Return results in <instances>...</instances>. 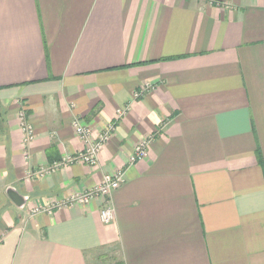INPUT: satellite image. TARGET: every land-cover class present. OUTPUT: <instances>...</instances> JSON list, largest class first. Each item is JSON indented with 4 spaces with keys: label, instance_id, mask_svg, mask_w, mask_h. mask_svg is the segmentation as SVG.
Masks as SVG:
<instances>
[{
    "label": "crops",
    "instance_id": "0c3cea01",
    "mask_svg": "<svg viewBox=\"0 0 264 264\" xmlns=\"http://www.w3.org/2000/svg\"><path fill=\"white\" fill-rule=\"evenodd\" d=\"M75 119L98 167L38 175ZM118 171L114 223L36 212ZM0 264H264V0H0Z\"/></svg>",
    "mask_w": 264,
    "mask_h": 264
},
{
    "label": "built area",
    "instance_id": "2783aa9c",
    "mask_svg": "<svg viewBox=\"0 0 264 264\" xmlns=\"http://www.w3.org/2000/svg\"><path fill=\"white\" fill-rule=\"evenodd\" d=\"M142 93H137L136 98L141 97ZM128 109L119 112V117H124ZM19 124L23 133V141L25 145L30 144L34 138V131L32 125L29 123L25 112L19 113ZM73 128L77 136L84 142L85 149L79 153L65 156L60 162L55 163L49 168H43L37 172L38 175L50 174L57 171L62 166H71L74 164H82L90 168H96L99 164L100 154L109 142L112 133L115 131V125L111 124L108 129L99 134L98 137H93V131L84 123L77 119L73 122ZM149 143H141L135 149V153L130 157V165H134L148 157ZM126 181V174L124 171H118L115 174H105L101 183L90 189L89 191L74 194L67 199L56 202L47 208H37L36 212H44L52 214L56 209H63L74 205H89L94 201L101 202L100 218L103 224L110 225L115 222L116 210L112 203V195L116 192Z\"/></svg>",
    "mask_w": 264,
    "mask_h": 264
},
{
    "label": "water",
    "instance_id": "95a60500",
    "mask_svg": "<svg viewBox=\"0 0 264 264\" xmlns=\"http://www.w3.org/2000/svg\"><path fill=\"white\" fill-rule=\"evenodd\" d=\"M9 198L18 206L22 207L26 204L27 198L21 196L15 189H10L7 192Z\"/></svg>",
    "mask_w": 264,
    "mask_h": 264
}]
</instances>
